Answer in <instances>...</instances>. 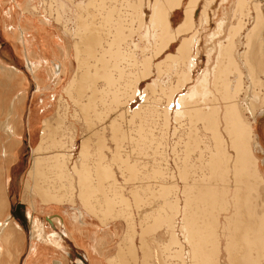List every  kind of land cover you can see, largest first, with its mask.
<instances>
[{"label":"rangeland","instance_id":"1","mask_svg":"<svg viewBox=\"0 0 264 264\" xmlns=\"http://www.w3.org/2000/svg\"><path fill=\"white\" fill-rule=\"evenodd\" d=\"M0 1V17L2 16L3 12L10 10V12H8V15L6 14V12L3 15L5 18L4 23L2 22L3 19L1 20V23L3 24V30L5 32L13 31L16 33L14 35L16 36V39L13 36H11L10 38L7 34H5V37L0 36V39H3L6 43L4 49V51L6 52L5 54L11 55L12 47H14V45L19 42V47H22L23 49L18 48L17 50L23 52V54L25 53V58L27 52L28 57L29 53L31 54V59L29 58L30 60L40 62L39 68L41 67L40 73H42L39 74L40 77L42 76L41 80L39 81L40 89H35L36 80L34 78V75H31V72L26 69L29 72V96L27 98V110L23 115V125L20 129L21 139L23 143L19 150L18 160L15 162L14 166L7 171V178L5 183L7 188L5 192L6 201L4 203L5 207L3 208L6 217L0 218L1 224L6 223L7 221L10 224V227L14 225V221H17L20 224L21 230L24 232V234L19 235L17 231H19L20 229L16 226L15 229H13V231L11 232L12 234H14L13 238L15 239L13 240V246L11 247V256H5L6 264H50L53 258L60 257L59 251L50 248V246H45V244H40V241H38L39 245H37V250L32 253L29 251L30 243L32 241L30 237V223H26L25 220H23L15 213V207L19 206V204L25 205V208H22V210L26 215L27 212H29L32 215H36V217H38L36 218L38 219V221L45 220L46 232L55 230L58 235H60L64 239V244L70 251L66 253L67 255H69V259L65 261V264H78V256L83 258L86 264H93L94 262H96V264H109L107 261L108 258L114 255L119 249L118 243L121 241V238H123V235L125 236L127 225L129 222H131L132 219L136 223L135 228L137 231L142 230L141 226L145 223L144 221L146 220L148 222L146 221V225L144 226H148L147 223L149 224V226H151L150 233H148L147 231V235H143L146 240L145 244H147L144 245V249H142L140 246L141 238L139 237V234H136L135 248L136 254L138 256L136 264H141L144 255L143 252L144 250H147L149 248L154 251L152 255L154 257H151L152 261L158 255V257L160 258V254L162 252L161 258L163 257V260L165 259V262H168L167 264H170V262H174V264H176V257L174 258L173 256V259L170 258L173 255L175 246L171 245L170 249L168 247L169 250H165V247L162 246L163 242H167L170 238V228L166 227L164 224L162 226H160L159 224V227L157 228V225L154 227L155 223L158 222L156 220L154 221L155 215L153 214H157L158 210L164 211L163 206L165 205V199L173 200L175 198H179L182 205L184 204L185 195L181 194L184 192V188L186 187V183L184 182L188 177L189 178L187 180H189V182H191V180L193 179L202 177L201 175H203L204 169H202V167H205V162L207 163V158L209 157V153L206 148L207 146H212L211 144L214 143L212 138L213 130L207 127L208 124L205 123L206 121L204 122L203 119L198 120V118L196 120L194 118L195 121L193 119L191 120L188 113L181 117L176 116V110L178 107H180L179 97L189 93L188 91L190 90V87L197 86L200 91L199 95H196L193 98L186 97L184 100L185 106L198 104L201 108L206 109L205 111H207L209 107H211L212 104L216 101L222 102L221 97L218 96L220 94L215 88L219 77V69L222 66L223 61L225 60L223 59L224 55L219 54V43L222 42L223 45H227L231 41V48L233 49V53H237L238 51L244 52V50L246 51L248 48L244 46L246 43L245 35L254 24V18L258 13L262 14L263 19L261 18V16L259 19L264 22V0H241L242 4H239L238 6L237 4L238 1L240 3V0H199V3H197V5H194V28H197L196 31H198L201 40L196 48L197 52H194L193 50L191 51L192 56H196V66L192 80L190 79L189 81H187L188 77L186 74L188 62H186L187 59H180L179 46L183 43L185 38H191L195 31L194 28L189 32H185V34H183L184 32H182L183 35L179 36L177 40L172 43V46L167 48V50H165L163 54H161L157 58H152L155 51V43L153 38H146L145 41H142L141 35L137 34L135 40L145 48L144 53L140 52V58L143 59L146 55V58L150 57L149 59L147 58L148 61H150V65L142 67L144 65L139 64L138 66L133 67L131 73L128 74L125 81V78L121 77L118 68L116 70H112L111 75L114 79L116 78L115 87H120V90L123 92L120 93V95L122 94L120 96L121 103H117L119 104L117 106L113 100V102L110 101L112 99V93L103 95L101 93L102 89H104L105 86H108V84L106 83L108 81L106 80V76L103 75L104 68H102L101 66L102 62H97V64H99L97 65V68L102 73L97 70L98 72L96 74L98 75V77L96 76L97 78H95L94 82L96 83L95 86H98L97 88H99L100 86L99 92L101 94H96L99 97L95 96L94 94V98L96 99L97 97L96 104L88 111L89 114L88 112L84 113L81 108L76 105L74 99H76V97H79L80 99L86 100V96L92 92V87L85 88L86 90L82 88V90L80 89V91H78V89L76 91L77 93H75V91L73 90V96L67 95V93L65 92V88L73 77L76 68V51L74 48V44L78 37H80L79 34L77 35L75 33V30L77 29V27H75L77 17L76 15L78 9L80 8H78L77 3L79 1H82L84 4L87 0ZM190 1L191 0H185L179 8H176L174 12H172L171 17L173 18V25L175 27L179 26L185 20L186 9L190 5ZM30 3H32L34 7H37L39 9H37L35 14L33 15H31V13L27 10ZM61 3L63 4L61 5ZM61 6L63 8H61ZM95 6L96 5L93 4L86 6L85 4L81 7V9H85L87 7L89 11H94ZM256 6L258 7L257 12ZM19 8H21L22 13L20 16V27L14 26L12 23L8 22L10 18L8 16L14 18L15 16L12 15L18 14ZM59 12L62 13V17L59 18L60 20H57ZM203 17L206 19L205 21H207V24L206 22L205 24H203L204 22H201V19ZM31 18H34V21L38 24L41 22V20L43 21V19H50L48 21L46 20V22L50 21V24L47 28V34L44 37H41L39 35L37 37H34V28L31 26V28L29 29L27 26V22H32ZM219 23L222 25H219ZM260 24H262V22ZM232 26L236 28L235 29L233 27L236 35H234ZM100 27H102L99 30L100 34H103L102 36H105V33H107V27ZM21 29H25L30 33L29 35H25L28 39V47L23 44L21 39H19ZM66 30H68L69 32ZM258 30L257 33H260L261 35L263 33L264 27L261 26ZM142 33H145V31H143ZM232 33L234 36L231 39ZM212 34H215V37L213 36L212 38ZM100 38L102 37L100 36ZM259 38L261 39V37ZM259 38L257 39L260 41V44L257 42V47L262 45L263 51H260L259 48H257L256 52L254 53L255 57L253 63H257L255 64L257 73L253 76V86H251V89H253V92L255 91L254 93L259 92L261 97H264V42H261L262 39L260 40ZM99 49L100 48L97 47L96 52H98ZM66 51L68 53L67 55L64 54L66 53ZM210 53L212 54V57L211 62L208 63ZM171 54L175 55L177 57V60L173 62V65L171 64L172 66L168 64H165V66L164 64H162V68H160L159 72L156 64L165 61L166 58ZM96 55L98 56L101 54ZM25 58L23 56H20L17 59V61H20V64H18L24 71H26L24 68V66L26 65ZM151 58L153 59V63L150 60ZM60 60L66 62L68 67H66L65 72H61L62 74H55V72L53 73V61L57 62ZM94 60H96L95 57H90L91 63H96V61L94 62ZM113 60L111 59V61ZM118 61L114 62H117L118 64ZM119 62L120 64H118V66H123V64L126 65L127 68H129L128 66H130V62L128 59L125 60L124 58ZM207 64L209 65L211 74L208 79L207 85L205 86L199 84L198 80L202 77L204 70L208 66ZM69 66L71 67L69 68ZM142 69L144 71L147 70L148 75L144 76V78L142 79H139V74L143 71ZM135 72L137 73L135 74ZM53 74L55 75L53 76ZM136 75L138 77H136ZM117 77L119 78V80L117 79ZM227 79L230 83V86L232 87V92L234 86L236 85L237 74L229 73ZM243 79L244 77L242 75L239 87V90H241L239 92L241 94L240 97L242 98L244 97L246 89L248 90V86L251 84L250 80ZM205 91L209 93L211 92L209 94V97L207 98L206 96H204ZM80 92H82L81 94L83 96L80 94ZM102 98L103 100H101ZM129 98L133 99L130 100ZM61 99L62 101H60ZM98 99H100L101 101ZM105 102L106 104H104ZM61 104H65L64 106L67 110V118L65 121L66 125H64L65 131H62L63 134L61 132H56L59 134V136L56 134L57 137H59V140H62L63 137H66V131L68 130L66 137L67 139L65 138L62 140L67 141L71 139V136L74 133V137L76 136L75 138L77 139L76 146L74 149L72 148L70 151H68V153L73 152V161L79 159L83 137L90 136V139H93L92 141L90 140L91 154L89 156L90 159L88 160L90 164L92 162L91 165H93L94 167L93 170L96 173L95 168L98 166V164H96L95 166L93 162L97 163L99 161L98 163L102 165L106 162V166H108L109 168L112 167L110 171L114 172V175H110L113 177H110L108 175L110 179L106 181H104L105 178H100L98 172L97 178L94 177L95 175L93 176V174L95 173H91V176H93L92 181L96 187V189L94 190V194L92 193L94 195L93 202L95 203L96 200L97 202H99L100 199L104 198V196H107L109 193V195L114 198V204L112 205L114 210L113 212L119 211V213L121 214L120 216H118V218L110 217L109 219H107L109 224L104 225L103 223L106 220H100L101 218H98L95 213H86L87 216H85V220L88 218L86 222L89 221L88 225H86V228H89L90 230L86 229L85 231L89 235L85 234L83 240L81 239L82 242L80 241L79 243H76L75 239L68 235V223L66 227L64 226V223L61 224L56 221L52 222L53 220L49 218L50 216L53 219V216L60 215V219L64 217L65 221H67L68 216L65 214V212L73 213L76 207L81 206V200L78 196V189L74 188L76 185H73V187L70 185V191L67 189V193H64V196L67 197V199L65 197L67 201L62 202V204L52 203L49 205H45L42 203L38 196H36L35 194L33 195L32 191H37V189L33 190L34 184L29 174V168L31 167L34 149L40 143L41 129L43 128L42 126L44 123L43 121L46 118H52L56 116L57 110L59 109V106ZM111 104L113 109L110 107ZM138 108L140 109L138 113L139 115L132 114L134 113L133 111H136L135 109ZM109 110L111 111L109 112ZM101 112L103 115L100 114ZM261 114H263V116H261ZM100 115L102 116V118ZM246 115L256 132V134L254 135L255 143L261 142L262 144H264V100L263 103L260 104L258 113H255L254 115L246 113ZM111 121H115L117 123L116 124L114 122L113 124L115 125V129L117 130L115 132L113 130V126H111ZM71 125L76 128L74 129V132H71L73 131ZM66 126L68 129H66ZM30 131L31 134H29ZM60 134L64 136L62 137V135ZM99 139L101 140L98 141ZM191 140L194 142H192ZM100 142H103V144H101ZM64 145L67 146V144ZM58 148H60L59 143H57L56 149ZM230 152L233 153L232 151ZM256 154L260 156L262 160H264L263 152L256 151ZM99 156L101 158L103 157V159H100ZM186 168L187 170L185 171ZM261 168H264L263 162H261ZM93 170L91 172H94ZM182 172H189L188 176L186 175L187 178L185 180L181 178ZM94 178L98 180L97 183L101 184V188L98 189V185L100 184H95L96 180ZM66 179L67 178L63 179L62 181L67 182L68 180ZM76 180H78L77 177ZM107 182H109L108 185H113V188L115 187V190L111 191L112 186L106 188ZM162 184L164 186L163 188L166 187L168 189L167 193H165L166 198L165 195L160 192ZM31 185L32 187L29 188V186ZM65 187L66 186L63 185L61 191L64 190L63 192H65ZM258 191L261 194V198L259 200L261 202V208H264L262 205L264 202V190L259 187L258 189H256V193ZM37 193L39 194V191H37ZM159 193L161 196H158ZM162 195L164 196V200L163 198H161ZM68 196H71V199ZM231 197L232 195L230 196V198ZM30 203L35 206L34 209H31V207H29ZM97 204L95 206L98 207ZM167 211L169 212V209ZM148 212L150 214H148ZM98 213L100 214V212ZM171 213L173 212L171 211ZM144 214L145 217H148L145 218ZM149 215L151 218L149 217ZM221 220L223 221V224L227 225V221L224 217ZM141 221L143 222L142 224ZM177 221L179 222V219ZM139 224L141 225L139 226ZM176 229L180 228L177 227ZM222 229L223 227H221V230ZM96 233L97 238L99 239L100 237L104 236L103 234L107 235L105 240H99V244H97V247L101 254L96 253L93 249ZM222 242L224 247L227 240L225 237L223 238V236ZM155 243L158 244L156 245ZM53 245L54 244H52V246ZM146 246L147 248L145 249ZM53 247L58 248L55 245ZM156 247L158 249L159 247L161 248L158 251L156 250ZM69 253H72L74 258H72ZM166 255L168 259L166 258ZM93 257H97L98 260L94 259ZM223 257L227 258L226 255H224ZM224 258L222 261L223 263H225ZM52 261L54 262V260ZM228 264L230 263L228 262Z\"/></svg>","mask_w":264,"mask_h":264},{"label":"bare ground","instance_id":"2","mask_svg":"<svg viewBox=\"0 0 264 264\" xmlns=\"http://www.w3.org/2000/svg\"><path fill=\"white\" fill-rule=\"evenodd\" d=\"M184 1L185 0H87L84 4L82 1H79L77 3L78 8H80L78 9L76 15L77 17L75 27H77V29L75 30V33L77 35L79 34L80 37H78L74 44V48L76 51V68L73 77L65 88V92L67 93V95L71 96L72 92L75 91V93H77L76 91L78 89V91H80V89L82 90V88L85 89L92 87V92L86 96L87 98L85 97L86 100L80 99L79 97H76V99H74L76 105L79 106V108H81L84 113H87L96 104V99L97 97H99L98 95H96L97 93H102V95L112 93V99L110 101L113 100L117 106L119 105L117 103H119L121 100L120 96L122 94L120 95V93L122 91L120 90V87H115L116 78L114 79L112 77V70H116L118 68L121 77L125 78V81L128 74L131 73L133 67L138 66L139 64H143L144 66L142 67L150 65V61H148L150 57H147V59L146 55L143 59L140 58L141 53L145 52V48L135 40L137 34L141 35L142 41H145L146 38H153L155 43V51L152 58H157L158 56L163 54V52L167 50V48L171 47L172 43L176 41L179 36L185 34V32H189L194 28V5H197V3H199V0H191L189 2L190 5L186 9L185 20L177 27L173 25V18L171 17L172 12H174L176 8H179L184 3ZM62 4L63 3H61V5ZM85 4L86 6L90 4L96 5L95 10L89 11L87 7L85 9H81V7ZM239 4H242L241 0L240 3L238 1L237 6ZM61 8L63 7L61 6ZM37 9L38 8L34 7L32 3H30L27 8L31 15L35 14ZM257 9L258 7L256 8V12ZM79 10L83 11H81L80 13ZM6 14H8V11H6ZM260 16L262 18V14L258 13L254 18V24L245 35L246 43L244 46L248 48L246 51L244 50V52L238 51L237 53H233V49L231 48V41L227 45H223L222 42L219 43V54L224 55L223 59H225L226 62L224 60L222 66L219 69V77L215 88L218 90V93L220 94L218 96L221 97L222 102L216 101L212 104L211 107H209L207 111H205L206 109L201 108L198 104L185 106L184 100L186 97L193 98L194 96L199 95L200 91L197 86L190 87V90L188 91L189 93L179 97L180 107H178L176 110V116L181 117L188 113L191 120H194V118L196 120L198 118V120L203 119L204 122L206 121L205 123L208 124L207 127L213 130L212 138L214 143L211 144L212 146H207L206 148L208 150L209 157H206L207 163L205 162V167H202V169L204 168L203 175H201L202 177L193 179L191 180V182H189V180H187L189 178H187L189 172L184 173L187 168L184 172L181 173L182 179L185 180L187 178L184 182L186 183V189L184 188L183 192L185 194L181 193L182 195H185L183 205L177 196L176 197L178 199L175 198L173 200H164L163 195H165L166 198L165 193H167L168 189L166 187L163 188V184L162 187L160 186V192L163 194L161 198H163L165 205L163 206L164 211L158 210L157 214L152 213L153 215H155L154 221L156 220L158 222H154V227L157 225V228L159 227V224L160 226L164 224L166 227L170 228V238L168 241L166 240L167 242L164 241L162 246L165 247V250H169L171 245L175 246L173 255L171 252L172 256L170 255V258L173 259V256L174 258L176 257V264H228V262L230 264H264V208H261V202L259 201L261 198L260 192L258 191L256 193V189H258L259 187L264 190V168H261V162L264 163V160H262L260 156L256 154V151H261L264 154V144H262L261 142L255 143L254 135L256 134V132L246 115V113L252 115L258 113L260 104H262L264 100V97H261L259 92L254 93L255 91L253 92V89H251V86H253V76L257 73V70L255 68V64L257 63H253L255 57L254 53L256 52L257 48H259L260 51H263L262 45L257 47V44H260V41L257 38L261 37L262 40L260 38L259 39L261 40V42H264V30L261 34L262 36L260 35V33H257L259 27H264V22L259 19ZM61 17L62 13L59 12L57 20ZM206 19L203 17L201 19V22H204L203 24H205L206 22L207 24V21H205ZM1 20L2 18L0 17V22ZM46 20L48 21L50 19H43V21L41 20L39 24L34 21V18H31L32 22H27V26L29 29L31 28V26L34 28V37H37L38 35L44 37L47 34V28L49 27L50 21L46 22ZM260 21L262 22V24H260ZM219 25L222 24L219 23ZM100 26L107 27V33H105V36H102L103 34H100L99 30L102 28ZM233 27L234 26H232V28ZM234 28L232 29L233 32ZM194 30V34L191 36V38H185L183 43L179 46L180 59H187L186 62H188L186 70V74L188 77L187 81H189L190 79L192 80L196 66V56H192L191 51L193 50L194 52H197L196 48L201 40L198 31H196V27L194 28ZM143 31H145V33H142ZM26 32L27 31L25 29H21L19 39H21L23 44L27 46L28 39L25 36ZM182 32L184 33L182 34ZM2 34L3 37H5V34H7L11 38V36L14 37L16 33L13 31H3ZM214 35L215 34H212L211 37L213 38ZM234 35H236L235 32ZM234 35L232 33L231 39ZM100 36L102 38H100ZM18 44L19 42L14 45V48H22L19 47ZM97 47L100 48L98 51L100 53L96 52ZM211 53L209 54L208 63L211 62ZM64 54L67 55V51ZM96 54L101 55L97 56ZM90 57H95L96 60H94V62L96 61V63H91ZM26 58L28 63L26 69L31 72V75H34V78L36 80L35 89H40L39 81L42 77H40L39 75L42 74L40 73L41 67L39 68L40 62L30 60L27 52ZM124 58L125 60H129V68H127V66L124 64L123 66H118V64H120L119 61ZM152 58L150 60L153 63ZM111 59L115 60L111 61ZM176 60L177 57L171 54L166 58L165 61L157 63L156 67L160 72L162 64L173 65V62ZM99 61L102 62L101 66L102 68H104L103 75L106 76V80L108 81L106 82L108 86H105L104 89H102L101 93L99 92L100 86L99 88H97L98 86H95L96 83L94 82L95 78L98 77L96 73L99 71V69L97 68V65H99L97 64V62L99 63ZM114 61H118V64ZM53 63V73L55 72V74H60L62 71L65 72L66 67H68L67 63L63 62V60L57 62L53 61ZM70 67L71 66H69V68ZM143 71L140 74L138 73L140 75L139 79H142L144 78V76L148 75L147 70H145L144 72ZM136 73L137 72H135V74ZM229 73L237 74L236 85L234 86L232 91L233 93L231 92L232 87L230 86V83L227 79ZM55 74H53V76ZM210 74L211 73L208 65L204 70L202 77L198 80L199 84L206 86ZM242 75L244 79H248L251 81V84L248 86V90L246 89L243 98L240 97L241 94L239 93L241 91L239 90V87ZM118 77L117 79L119 80ZM136 77L138 76L136 75ZM82 92H80V94ZM210 93L205 91L204 96H206L207 98L209 97ZM94 94L95 96H97L96 99L94 98ZM129 99L132 100L133 98ZM101 100H103V98ZM60 101H62V99ZM104 104H106V102ZM61 105L57 110L56 116L52 118H46L43 121L44 123L42 126L43 128L41 129L40 143L34 149L31 167L29 168V174L33 180V190L37 189L43 202L47 203L54 202L55 204H62V202L67 201V197L64 196V193H67V189L70 191V185L72 187L73 185H76L74 188L78 189V196L81 200V206L76 207L73 213L65 212V214L68 216L67 221H65L64 217L60 219V215H55L53 216V219H50L53 220L52 222L56 221L61 224L64 223V226L66 227L68 223V235H70V237L74 238L75 241L79 243L83 240L82 236L87 234L85 230L89 229L86 228V225H88L89 223V221L86 222L88 218L85 220V216H87L86 213H95L98 218H101L100 220H106L103 223L104 225L109 224L107 219H109L110 217L118 218V216H120L121 214L119 213V211L113 212L114 210L112 205L114 204V198L109 195V193L107 196H104V198L100 199L99 202H97L96 200L95 203H98L97 205L99 208L95 206L96 204L93 202V194L96 187L92 181L93 176L95 175L94 177L97 178L98 172L100 178H105L104 181H106L110 179V177H113L110 175H114V172L110 171L112 167L109 168L108 166H106V162L104 163L105 165H102L98 163V161L97 163L93 162L95 166L96 164H98V166L95 168V173V171L93 170L94 167L93 165H91L92 162L91 164L90 162H88V160L90 159L89 156L91 154L90 136L83 137L79 159L76 161L72 160L73 152L68 153V151H70L72 148H75L77 139L75 138L76 136L74 137L73 133L70 140L62 141L67 137L68 130L66 131V137L64 138V135H62V131H65L64 125H66L65 121L67 118V110L64 106L65 104L62 106ZM110 107L112 108V104L110 105ZM138 109H135L136 111H133L134 113L132 114L139 115L138 113L140 109ZM110 111L111 110H109V112ZM100 114H102V112ZM261 116H263V114H261ZM114 122L115 121H111V126H113V130L115 132L117 130L115 129V125H113ZM12 123L13 122H11L10 120H7L4 123V130L7 132V134H9V136H12L16 133L14 125ZM18 128L20 127L18 126ZM66 129H68L67 126ZM72 129L73 131L71 132H74V129L76 128L72 126ZM56 132L62 133L60 134L63 137L62 140H59V137H57V135L59 136V134ZM29 134H31V131ZM100 140L101 139H99L98 141ZM57 143L60 144V148L58 149H56ZM64 144H67V146ZM101 144H103V142ZM230 151H232L233 153H231ZM100 159H103V157H100ZM92 170L94 172H91ZM91 173L95 174L91 176ZM108 175L110 177H108ZM76 177L78 178V180H76ZM65 178H67V182L62 181ZM95 180V184H100L97 183V179ZM108 183L109 182H107L106 188L109 186H112L113 188V185H108ZM63 185L66 186L65 192H63L64 190L61 191ZM98 186V189L102 187L101 184ZM31 187L32 185L29 186V188ZM112 188L111 191L115 190V187L113 189ZM231 195L232 197L230 198ZM158 196H161L160 193L158 194ZM69 198L71 199V196ZM262 205L264 207V202ZM166 209H169V212ZM171 211L173 213H171ZM98 212H100L101 215ZM22 214H25V212L23 211ZM148 214L150 213L148 212ZM171 214L173 215V217ZM25 216L28 220V223H30L31 238H35V240L51 245L54 244L56 247L61 249L60 253H62V255L60 254V257L53 258L52 260H54V262L51 260L50 264H65V261L69 259V255H67L66 253L70 251L66 248L64 239L60 235H58L55 230L46 232L45 220L38 221V219H36L29 212H27V215L25 214ZM147 217L148 216H146L145 218ZM223 217L226 219L227 225L222 223L223 221L221 219H223ZM178 219L179 222L177 221ZM142 221L141 224L143 223ZM146 221H144L145 223L142 224L141 231L136 230V223L133 221V219L128 223L126 234L125 236L123 235V238H121V241L118 243L119 249L107 260L109 264H132V262L133 264H136L138 256L136 254L135 248V237L138 233L139 237L141 238L140 246L142 249H144V245H147L145 244L146 240L144 236L147 235V231L148 233H150L151 230V226H149L148 223V226H144L146 225ZM141 224H139V226ZM8 227H10V224L7 221L4 224H0V264H6L5 256L7 255L8 257L11 254L6 253L9 252L10 249H7V247L5 246V244L7 243L2 239V234ZM177 227H179L180 229H176ZM221 227H223L222 230ZM103 235L104 236L100 237L99 239L97 238L96 233V237L94 238L95 244H93V249L98 254L101 253H99L98 251L99 249L97 247V244H99V240H105L107 236L105 234ZM222 236L227 240L224 247ZM155 244L157 245L158 243ZM146 248L147 246L145 247V249ZM160 248L161 247H159V249ZM159 249L157 248L156 250L159 251ZM223 250L225 251V253ZM143 253L144 255L141 264L168 263L165 262V259L163 260V257L161 258L162 252L160 254L161 259L158 257V255L155 257L156 259L154 258L153 261L152 258L154 256L152 255L154 251L152 249L149 248L147 250H144ZM69 254L72 256V258H74L72 253ZM223 254L226 255L227 258H224ZM223 258L225 259V263L222 262ZM94 259L98 260V258ZM77 262L78 264H86L84 259L80 256H78ZM172 263L174 264V262H170V264ZM93 264H96V262H94Z\"/></svg>","mask_w":264,"mask_h":264},{"label":"crops","instance_id":"3","mask_svg":"<svg viewBox=\"0 0 264 264\" xmlns=\"http://www.w3.org/2000/svg\"><path fill=\"white\" fill-rule=\"evenodd\" d=\"M7 11L10 12V10H7ZM5 12H3L1 16V18L3 19L2 21L3 23L5 20L3 16ZM21 14H22L21 8H19L18 14L12 15V16H15L14 18H12L11 16H8L10 17L8 22L12 23L14 26L20 27ZM3 31H4L3 24L0 22V36H3L2 34ZM26 34L29 35L30 33L26 32ZM14 38L16 39V36H14ZM5 44L6 43L4 42V40L0 39V218L6 217L5 211L3 210V208L5 207L4 203L6 201L5 192L7 188H6L5 183H6V178H7V171L14 166L15 162L18 160V157H19V150L23 143L21 139L20 129L23 125V115L25 111L27 110L26 109L27 98L29 96V91H28L29 90L28 88L29 86L28 73L29 72L26 70L27 60L25 58V53L23 54V52H20L16 48L12 47V54L6 55L5 54L6 52L4 51ZM20 56H23L25 58L26 65L24 66V68L26 71H24L19 65L20 61L19 60L17 61V59ZM29 58H30V53H29ZM20 74H22L23 76ZM7 120H10L11 122H13L12 124L14 125V128H15L16 133L12 136H9V134H7V132L4 130V123ZM18 126L20 128H18ZM20 140H21V143H20ZM32 193L33 195L35 194L36 196H38L39 199L42 201V203L45 205L54 203V202H48V203L43 202L42 198L39 196L37 191H32ZM30 205L33 209L35 208L33 204H30ZM33 216L35 218H38L36 217V215H33ZM49 218H52V217L49 216ZM18 224L19 223L17 221H14V225L11 226L12 228L11 227L6 228L2 234V239L5 240L7 243L5 244V246L7 247L8 250L10 249L9 252L7 253H11V249H12L11 247L13 246L12 245L13 240L15 239L13 238L14 234H12L11 232L13 231V229H15V226H17ZM19 226L20 224L17 226V228ZM19 229L21 230V227H19ZM20 230L17 231L18 234L23 235L24 232ZM82 237H84V235ZM31 240L32 241L30 243L29 251L32 253L35 250H37V245H39V242L38 240H35V238H31ZM40 244H45V246H50V248H53L61 252V249L55 248L51 244H48L45 242H40ZM9 256H11V254Z\"/></svg>","mask_w":264,"mask_h":264},{"label":"flooded vegetation","instance_id":"4","mask_svg":"<svg viewBox=\"0 0 264 264\" xmlns=\"http://www.w3.org/2000/svg\"><path fill=\"white\" fill-rule=\"evenodd\" d=\"M22 208H23L22 206H20V207H19V206H16V207H15V209H16L15 211H16V212H15V211H14V212H15L19 217H22V215H23V214H22V213H23Z\"/></svg>","mask_w":264,"mask_h":264},{"label":"water","instance_id":"5","mask_svg":"<svg viewBox=\"0 0 264 264\" xmlns=\"http://www.w3.org/2000/svg\"><path fill=\"white\" fill-rule=\"evenodd\" d=\"M20 206H22L23 208H25V206L22 205V204H19V207H20ZM21 218H22L23 220H25L26 223L28 222L27 219H26L25 214H23Z\"/></svg>","mask_w":264,"mask_h":264}]
</instances>
